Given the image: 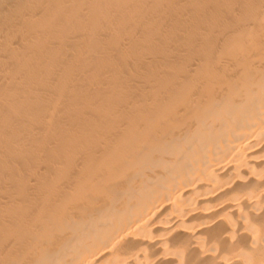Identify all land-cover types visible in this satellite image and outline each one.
I'll list each match as a JSON object with an SVG mask.
<instances>
[{"label":"bare ground","instance_id":"bare-ground-1","mask_svg":"<svg viewBox=\"0 0 264 264\" xmlns=\"http://www.w3.org/2000/svg\"><path fill=\"white\" fill-rule=\"evenodd\" d=\"M0 264H264V0H0Z\"/></svg>","mask_w":264,"mask_h":264}]
</instances>
